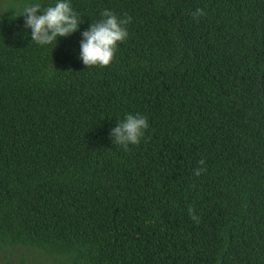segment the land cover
<instances>
[{"label":"trees","instance_id":"trees-1","mask_svg":"<svg viewBox=\"0 0 264 264\" xmlns=\"http://www.w3.org/2000/svg\"><path fill=\"white\" fill-rule=\"evenodd\" d=\"M0 2V251L264 264V0H69L81 25L56 45L19 14L57 0ZM106 9L129 36L87 67L82 32ZM136 113L149 127L125 150L110 133Z\"/></svg>","mask_w":264,"mask_h":264},{"label":"clouds","instance_id":"clouds-1","mask_svg":"<svg viewBox=\"0 0 264 264\" xmlns=\"http://www.w3.org/2000/svg\"><path fill=\"white\" fill-rule=\"evenodd\" d=\"M43 10L42 15L37 12ZM26 17L25 26L31 29L32 41L39 45L57 43L58 37H67L79 30L81 19L69 0H57L54 6L42 8L39 3H33L24 7L19 15ZM194 18L205 15L203 9H196L192 13ZM102 19L92 23L90 28L82 32L80 57L87 67H107L115 59L118 45L127 40L129 36L127 24L131 17L121 18L110 10L101 13ZM148 117L136 114H128L118 122L110 136L115 145H120L127 150L129 145H138L148 129ZM198 164L205 166V161ZM206 167H198L194 170L195 176H200ZM190 217L199 222L195 215V209H188Z\"/></svg>","mask_w":264,"mask_h":264},{"label":"rangeland","instance_id":"rangeland-1","mask_svg":"<svg viewBox=\"0 0 264 264\" xmlns=\"http://www.w3.org/2000/svg\"><path fill=\"white\" fill-rule=\"evenodd\" d=\"M5 4L0 2V14L4 11ZM0 264H49L38 252L16 248L0 251Z\"/></svg>","mask_w":264,"mask_h":264}]
</instances>
